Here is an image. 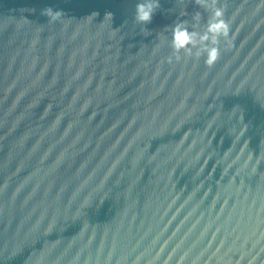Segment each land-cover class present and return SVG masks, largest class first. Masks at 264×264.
<instances>
[{"label":"water","instance_id":"obj_1","mask_svg":"<svg viewBox=\"0 0 264 264\" xmlns=\"http://www.w3.org/2000/svg\"><path fill=\"white\" fill-rule=\"evenodd\" d=\"M139 2L0 0V264H264V0Z\"/></svg>","mask_w":264,"mask_h":264},{"label":"clouds","instance_id":"obj_2","mask_svg":"<svg viewBox=\"0 0 264 264\" xmlns=\"http://www.w3.org/2000/svg\"><path fill=\"white\" fill-rule=\"evenodd\" d=\"M195 3L200 7H211V18L208 22L207 29L204 35L200 37L201 40L207 42L209 36L212 37L213 46L205 48L204 56L206 63L211 66L220 57L219 41L229 36L230 24L225 19V8L218 6L219 0H195ZM159 8L158 0H140L135 7L134 19L137 23L145 25L151 22L152 16ZM44 15L50 16L53 20L63 17L61 11H55L51 8L44 10ZM199 14H197L198 16ZM196 33L189 31L186 22L176 23L172 28V47L174 51H181L183 49H190L195 43Z\"/></svg>","mask_w":264,"mask_h":264}]
</instances>
